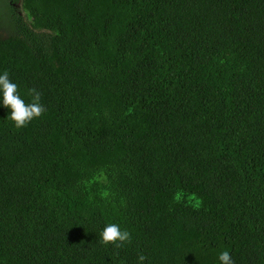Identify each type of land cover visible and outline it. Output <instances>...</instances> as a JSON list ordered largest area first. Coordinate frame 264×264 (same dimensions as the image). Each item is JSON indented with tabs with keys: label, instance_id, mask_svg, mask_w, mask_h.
Returning <instances> with one entry per match:
<instances>
[{
	"label": "trees",
	"instance_id": "trees-1",
	"mask_svg": "<svg viewBox=\"0 0 264 264\" xmlns=\"http://www.w3.org/2000/svg\"><path fill=\"white\" fill-rule=\"evenodd\" d=\"M5 71L0 264H264V0H0Z\"/></svg>",
	"mask_w": 264,
	"mask_h": 264
},
{
	"label": "clouds",
	"instance_id": "clouds-1",
	"mask_svg": "<svg viewBox=\"0 0 264 264\" xmlns=\"http://www.w3.org/2000/svg\"><path fill=\"white\" fill-rule=\"evenodd\" d=\"M0 95H2V106L10 110V115L7 117L17 129L27 127L32 120L41 117L46 111L41 104V93L35 88L27 90V95L31 98L30 102L26 103L18 93V86L11 82L9 73L5 71L0 75ZM131 242V234L124 230L122 231L117 224H108L100 233L99 243L105 247L114 245L117 249L124 246L125 243ZM147 259L143 254L138 256L139 264H144ZM220 264H234L231 255L228 251H223L218 257Z\"/></svg>",
	"mask_w": 264,
	"mask_h": 264
},
{
	"label": "water",
	"instance_id": "water-1",
	"mask_svg": "<svg viewBox=\"0 0 264 264\" xmlns=\"http://www.w3.org/2000/svg\"><path fill=\"white\" fill-rule=\"evenodd\" d=\"M17 7H19V5H17Z\"/></svg>",
	"mask_w": 264,
	"mask_h": 264
}]
</instances>
